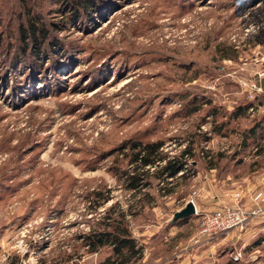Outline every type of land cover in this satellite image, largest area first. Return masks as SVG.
<instances>
[{
    "label": "rangeland",
    "instance_id": "obj_1",
    "mask_svg": "<svg viewBox=\"0 0 264 264\" xmlns=\"http://www.w3.org/2000/svg\"><path fill=\"white\" fill-rule=\"evenodd\" d=\"M82 1L0 0V264H100L112 248L84 237L121 216L133 264H264L263 220L199 246L195 215L172 222L264 168L263 90L244 86L264 84V0ZM151 142L191 150L184 176L131 164Z\"/></svg>",
    "mask_w": 264,
    "mask_h": 264
},
{
    "label": "trees",
    "instance_id": "obj_2",
    "mask_svg": "<svg viewBox=\"0 0 264 264\" xmlns=\"http://www.w3.org/2000/svg\"><path fill=\"white\" fill-rule=\"evenodd\" d=\"M84 11H89L93 7L92 3L87 0L82 1ZM73 8V7H72ZM94 9L90 10L93 11ZM76 11V10H74ZM29 29V39H33V45L39 46L35 39V34L40 31L37 29L35 23H30L28 25ZM37 29V31H35ZM28 38L23 37L24 43ZM254 102H249L245 106H240L238 108L237 114L245 112L252 106ZM264 104V93L258 98L257 105ZM264 117V115H263ZM163 148L162 142H151L144 145H136L133 149L136 151L131 158V164H135L136 169H140L148 173L151 169L157 170V178L163 183L166 180H173L178 174L182 173L180 176H184L187 167V158L192 157L191 150L186 149L180 153L179 156L169 158L167 155L163 154L161 151ZM142 176L136 178L135 175L129 180V189L136 190L142 186ZM149 183L145 184V187ZM124 217L121 216V222L114 223V226L109 228L106 227L104 230L95 232L91 231L88 236L84 237L86 247L89 252L96 253L99 248L104 246L112 248V255L106 258L100 264H133L134 261L141 259L142 250L137 247L135 240L131 237L127 228L122 224Z\"/></svg>",
    "mask_w": 264,
    "mask_h": 264
},
{
    "label": "built area",
    "instance_id": "obj_3",
    "mask_svg": "<svg viewBox=\"0 0 264 264\" xmlns=\"http://www.w3.org/2000/svg\"><path fill=\"white\" fill-rule=\"evenodd\" d=\"M251 93H260L255 84H245ZM250 98H252V94ZM252 110V109H250ZM231 204L221 203L211 212H198L194 201L197 217L196 233L192 244L199 246L219 236L226 237L233 230H242L253 220H264V188L249 192L235 193L230 196Z\"/></svg>",
    "mask_w": 264,
    "mask_h": 264
},
{
    "label": "crops",
    "instance_id": "obj_4",
    "mask_svg": "<svg viewBox=\"0 0 264 264\" xmlns=\"http://www.w3.org/2000/svg\"><path fill=\"white\" fill-rule=\"evenodd\" d=\"M263 83H264V81H263ZM256 85L261 89V91L263 90L262 92L264 93V84H262L260 82V80H259V83H257ZM258 108H260V111H262L261 113L264 114V104L263 105L262 104L259 105ZM259 121L264 122V118H261ZM262 142H263V144H262ZM262 142H261V144H262V146H264V139L262 140ZM261 144H259V146H257V149H261V147H262ZM263 154H264V151L260 152L257 156H255L256 157L255 159H261V156ZM244 159L247 160V158H244ZM208 171H209V175L208 176L211 178V183H210L209 192L206 191L207 192L206 193L207 194L206 197H209V198H212V199H216L217 202H220V200H222L223 198H226V196H228V194H230V192L227 191V190L216 189V187L213 189L212 182L214 181V172L216 171L215 167L212 166V165L209 166ZM229 179H231V178L228 177L227 180H229ZM240 179H241V181L243 183H245V187H241V188H238V189H241L243 192L252 191L251 188H257V187L262 189V188H264V168L263 169L259 168L257 171H254L251 174L243 175ZM218 180L220 181V183L222 185H224L225 182H226V180L224 179L225 180L224 181V180H222V178H220ZM238 189H237V191H238ZM195 206H196L197 211L201 212L200 210H198V206L197 205H195ZM203 210H205V208H203Z\"/></svg>",
    "mask_w": 264,
    "mask_h": 264
},
{
    "label": "water",
    "instance_id": "obj_5",
    "mask_svg": "<svg viewBox=\"0 0 264 264\" xmlns=\"http://www.w3.org/2000/svg\"><path fill=\"white\" fill-rule=\"evenodd\" d=\"M195 215L194 204L189 201L182 209L173 214L172 222H177L179 220H185Z\"/></svg>",
    "mask_w": 264,
    "mask_h": 264
}]
</instances>
